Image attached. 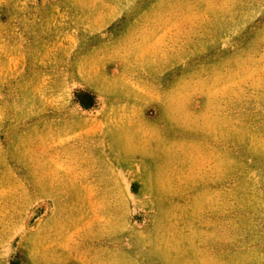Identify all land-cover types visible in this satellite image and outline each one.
<instances>
[{
	"label": "rangeland",
	"instance_id": "374dc122",
	"mask_svg": "<svg viewBox=\"0 0 264 264\" xmlns=\"http://www.w3.org/2000/svg\"><path fill=\"white\" fill-rule=\"evenodd\" d=\"M0 264H264V0H0Z\"/></svg>",
	"mask_w": 264,
	"mask_h": 264
}]
</instances>
